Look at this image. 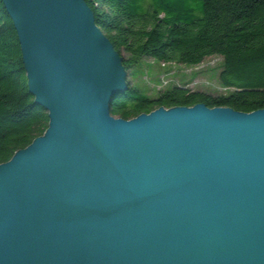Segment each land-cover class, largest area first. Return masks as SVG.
Wrapping results in <instances>:
<instances>
[{
    "label": "water",
    "instance_id": "1",
    "mask_svg": "<svg viewBox=\"0 0 264 264\" xmlns=\"http://www.w3.org/2000/svg\"><path fill=\"white\" fill-rule=\"evenodd\" d=\"M44 133L0 164V264H264V109L111 115L122 57L84 0H0Z\"/></svg>",
    "mask_w": 264,
    "mask_h": 264
},
{
    "label": "trees",
    "instance_id": "2",
    "mask_svg": "<svg viewBox=\"0 0 264 264\" xmlns=\"http://www.w3.org/2000/svg\"><path fill=\"white\" fill-rule=\"evenodd\" d=\"M127 72L141 59L195 67L221 58L223 92L167 85L150 97L126 81L110 113L124 120L158 108L204 104L250 113L264 109V0H84ZM46 110L28 92L20 46L0 1V164L42 135Z\"/></svg>",
    "mask_w": 264,
    "mask_h": 264
},
{
    "label": "rangeland",
    "instance_id": "3",
    "mask_svg": "<svg viewBox=\"0 0 264 264\" xmlns=\"http://www.w3.org/2000/svg\"><path fill=\"white\" fill-rule=\"evenodd\" d=\"M126 59V55L121 53ZM221 67V58L211 56L205 58L195 67L183 65H163L149 58L141 59L126 72V81L140 90H146L152 97L157 90L167 85H182L193 91H202L211 94L223 92L218 84L217 75ZM117 118V116H114Z\"/></svg>",
    "mask_w": 264,
    "mask_h": 264
},
{
    "label": "bare ground",
    "instance_id": "4",
    "mask_svg": "<svg viewBox=\"0 0 264 264\" xmlns=\"http://www.w3.org/2000/svg\"><path fill=\"white\" fill-rule=\"evenodd\" d=\"M162 64V66L164 65L163 63H161Z\"/></svg>",
    "mask_w": 264,
    "mask_h": 264
}]
</instances>
